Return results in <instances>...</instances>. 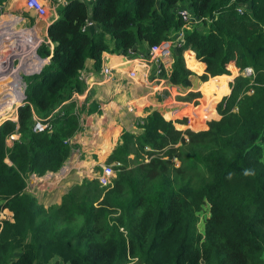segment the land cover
I'll list each match as a JSON object with an SVG mask.
<instances>
[{
  "label": "trees",
  "instance_id": "trees-1",
  "mask_svg": "<svg viewBox=\"0 0 264 264\" xmlns=\"http://www.w3.org/2000/svg\"><path fill=\"white\" fill-rule=\"evenodd\" d=\"M180 9L196 23L183 28ZM55 13L36 51L48 62L25 79L15 122L0 125V210L11 211L15 222L0 236V264H45L55 256L60 264H264V91L240 101L249 76L233 78L217 107L221 119L208 122L206 131H175L151 112L140 132L122 135L106 159L117 164L107 186L84 180L48 212L24 193L30 176L57 172L76 148L66 141L80 130L83 109L72 96L84 90L78 78L86 60L98 72L102 53H143L182 32L162 77L186 89L191 71L202 72L201 99H209L194 109L207 119L228 93L230 77L221 75L234 47L241 68L263 75L264 0H93L89 17L83 2L68 0ZM86 21L99 30L82 31ZM198 96L188 93L184 101ZM55 109L50 130L32 133V117L44 119ZM130 146L148 149L136 169L123 158ZM204 206L208 216L198 231ZM60 219L71 221L62 237Z\"/></svg>",
  "mask_w": 264,
  "mask_h": 264
},
{
  "label": "crops",
  "instance_id": "crops-1",
  "mask_svg": "<svg viewBox=\"0 0 264 264\" xmlns=\"http://www.w3.org/2000/svg\"><path fill=\"white\" fill-rule=\"evenodd\" d=\"M67 1L41 0L48 12L47 17L39 20L30 13L31 15L27 20V23H29L27 25L33 28L36 37L42 40L46 37L47 27L57 17L55 9L64 5ZM78 1L84 3L89 17L93 0ZM0 10L5 15L11 13L24 14L26 12L24 11L23 0H4L0 3ZM87 30L90 34H93L99 28L91 23L90 26H87ZM43 61H45L44 66L48 62V57L43 59ZM101 63L102 67H110L112 69V76L109 82L101 80L99 70L95 72L92 69L91 60L85 61L84 69L81 71L85 79V81H81L84 85L83 92L85 90L87 92L84 95H82L83 92L79 94L83 98H81L80 106L75 105L82 108L83 111L80 109L79 113L80 130L70 140V143L76 146L74 152H71L72 155L70 154V158H68V166L71 169L76 164L75 159H80V157L88 158L93 163L95 161L99 163L105 162L111 151L120 143L119 133L121 131H130V128L136 129L135 123L144 119L153 111L157 112L166 122L170 121L179 124L180 127H185L180 123L183 120L187 123L186 112L193 109L189 103L194 98L185 102L184 97L188 93H199L202 87V85L200 89L197 87L186 89L170 87L168 92L163 91L156 95L150 92L148 87H144L142 81L130 83L126 79L125 72L128 66L122 65L120 56L102 53ZM184 103H187V105L185 106ZM91 109L93 111H90ZM165 116H167V119H165ZM137 128L140 130V127ZM17 137L15 135L12 139H17ZM62 180L54 177L52 184L44 181L41 183L42 186L40 188L44 187L49 190L51 186L55 187L57 182ZM30 187L38 190L36 189V187L38 188V183L31 182ZM128 264L135 263L130 262Z\"/></svg>",
  "mask_w": 264,
  "mask_h": 264
},
{
  "label": "built area",
  "instance_id": "built-area-1",
  "mask_svg": "<svg viewBox=\"0 0 264 264\" xmlns=\"http://www.w3.org/2000/svg\"><path fill=\"white\" fill-rule=\"evenodd\" d=\"M23 7L26 11L24 14L11 13L5 15L0 10V125L5 121L15 122L16 109L23 106L25 101V79L38 75L45 63L36 55L38 46L44 41L36 37L33 28L27 25L29 24L27 20L31 14L35 18L43 20L47 17L48 12L41 0H23ZM236 11L241 13L240 9H236ZM177 14L181 17L185 29L196 23L185 9H180ZM90 24V22H85L82 31L87 30V26H90ZM181 39L182 32H179L174 35L173 39L148 47L143 53L128 50L126 55H117L121 57L122 65L128 66L125 72L126 79L130 83L142 81V85L148 87L150 92L156 95L163 91L168 92L171 86L167 84L166 78L162 76L169 73L168 65L171 62V50ZM45 43L50 46L49 42L46 41ZM111 70L110 67L100 66L99 76L103 82L111 80ZM249 74V69L243 71L244 76ZM78 80L85 81L81 72ZM86 92L87 90L82 95ZM81 98L83 97L78 94L72 96V100L78 106H80ZM197 100L198 98H194L189 103L191 104L190 107L197 108ZM184 105L186 106L187 103H184ZM56 111L57 109L44 119L33 116L31 132L40 134L46 130L49 131V120ZM186 121V124H189V115H186ZM11 140L15 139L11 137ZM66 142L70 143L69 140ZM68 167V163H65L59 170L56 176L59 180L67 174ZM99 168V172L93 174V179L97 181L99 186L105 187L110 183L114 174L110 166L101 165ZM47 176L51 177L52 174L49 173ZM32 177L34 176H30L29 179Z\"/></svg>",
  "mask_w": 264,
  "mask_h": 264
},
{
  "label": "rangeland",
  "instance_id": "rangeland-1",
  "mask_svg": "<svg viewBox=\"0 0 264 264\" xmlns=\"http://www.w3.org/2000/svg\"><path fill=\"white\" fill-rule=\"evenodd\" d=\"M261 23H262V25H264V18H261ZM262 28H263V26H262ZM39 47H40V45L38 46V48ZM236 49L237 48L234 47L233 51H231L232 53L230 54L231 55L230 62L228 64H226V66H225L226 69H227V72H226L227 74L226 75L225 74L221 75V76H224V77L225 76L226 77H230V79H228L227 83H226L228 93L226 95L222 96L221 99H219V101L215 104V109H214L215 113L210 108L211 112L214 113L215 115L206 119V115L205 114H203L201 112L198 113L197 111H195V109H201V108L190 109L191 111L187 110L188 112H186V113L192 115L194 117V119H195L194 121L199 122L200 126H204V125L205 126L201 127V128H197L195 130L193 128H196L198 126V124L197 125H193V123L191 121H189V124H186L185 122H181L180 123L181 125L183 124V126H185V127H180L179 124H177V123H172L170 121H167L172 126V128L175 131L183 132L184 130H189V131H191L193 133L202 132V131H206L207 130L208 127H207L206 124L208 122L220 120L222 112L220 113L219 110H217V107H218L219 104H221L220 102L222 101V98L226 97L229 94V84H230V82H232L233 78H235V77H241L243 79H246V77H248V76L251 77L250 80H248L250 85H248L247 90L242 95L243 97L240 99V101H244L243 98H245V97L247 99L248 98L249 99H254V98H256L258 96V94L261 91H264V71H260V72L263 73V75L259 76V75H256V72L250 66H245V67L241 68L239 62L237 61ZM242 61L244 62L243 59H242ZM261 64H262V62L260 60H258L257 63H256L257 66H261ZM245 69H249L250 70V74L248 76H244L243 75V71ZM232 70L234 72H232ZM191 72H193L194 74L189 77V85H190L189 87H192V88H194V87L196 88L197 87V88L200 89L201 85L203 83H205V82H200L198 80V78H199L198 76L201 75L202 72H200V73H197L196 71H191ZM216 77H220V76H216ZM209 79L207 81H209ZM197 98H198V100H197V102H198L197 106L198 107H200L202 105V103H204L202 100L209 99L208 97L204 98V99H201L202 98L201 93H200V96H198ZM236 108L231 109V112L235 113L237 111ZM188 114H186V115L188 116ZM165 119H167V116H165ZM162 120L164 122H166L164 119H162ZM143 122H144V120H138L135 123L136 129L135 128L134 129L130 128V131H121V133H119V137H118L120 139V142H121V137L124 134H127V135L138 134L140 132V130H138L137 127H142L143 126ZM159 125H162V124L159 123ZM133 131H137V132H133ZM132 141H134V140H132ZM69 144H71V143H69ZM6 145L9 147L11 145V142L7 141ZM74 150L75 149H73L72 152H74ZM143 150L144 151H140V150H137L135 148V146H130L128 151L124 152L125 156L123 157L124 160L127 161L126 167H129V168H132V169H136L141 163L143 164L145 161H147L148 156L145 153H146V151H148V149L145 148ZM112 152L113 151H111V153ZM71 155H72V153H71ZM73 155H76V154H73ZM68 158H70V157H68ZM75 161H76V164H75V166L72 169L68 167V172H67V174H65L63 180L60 181V182L55 181V182H57L55 187L51 186L49 188V190H46L44 187L40 188L42 186L41 183L44 182V181H45V183H48V184H52L54 182V177L57 176L59 170L65 165V163H68V159L62 164V166L59 168V170L57 172H55V173L49 172V173L52 174V177H48L47 175L49 173H47V174H45V175H43L41 177H35L34 176V177L30 178V179L28 178L25 181L26 184H25L24 193H26V195H28L31 198H33L35 200V202L38 204V207H42L43 208V211L48 212L49 210H55L58 207H60L61 205H63V203L65 202V196H66V194L68 193V191L71 188H73L76 185L81 184V182L84 181V180L93 179V174H95L96 172H99V170H100L99 167L101 165L110 166L112 171H113V174H114V168H113L114 165L113 164H106L105 162L99 163L97 161H95L93 163L90 159L84 158V157H80V159H75ZM172 163L177 168H179L181 166V164H182V162L180 160H178L177 158L172 159ZM185 165H186V162H184V166ZM172 168H174V167H172ZM31 182L38 183V188L36 187V189H38V190H35L34 188L30 187V183ZM0 205H1V203H0ZM207 212H208V207L204 206V207H202V209L198 213V217H199V221H198V224H197L198 231L202 230L203 221L208 216ZM67 222L68 221H66L65 219H60V221L58 222L56 233L60 237H62L61 235L66 234V230H67L66 224H67ZM72 222L74 223V221H72ZM14 224H15V222H14V219H13V213L11 211L6 210V209L0 210V236H2L4 234V232L6 231V229L8 227L13 226ZM70 224H71V221H70L69 225ZM45 264H60V262H59L58 258L55 256V257L49 258L46 261Z\"/></svg>",
  "mask_w": 264,
  "mask_h": 264
},
{
  "label": "clouds",
  "instance_id": "clouds-1",
  "mask_svg": "<svg viewBox=\"0 0 264 264\" xmlns=\"http://www.w3.org/2000/svg\"><path fill=\"white\" fill-rule=\"evenodd\" d=\"M44 39H45V38H44ZM44 39H43V41H44ZM5 122H6V121H5ZM1 124H2V123H1ZM7 141L11 142L10 140H7ZM7 141H6V142H7ZM245 174L247 175L248 173L246 172Z\"/></svg>",
  "mask_w": 264,
  "mask_h": 264
},
{
  "label": "bare ground",
  "instance_id": "bare-ground-1",
  "mask_svg": "<svg viewBox=\"0 0 264 264\" xmlns=\"http://www.w3.org/2000/svg\"><path fill=\"white\" fill-rule=\"evenodd\" d=\"M210 113H212V112H210ZM199 124H200V123H199ZM199 124H198V125H199Z\"/></svg>",
  "mask_w": 264,
  "mask_h": 264
}]
</instances>
